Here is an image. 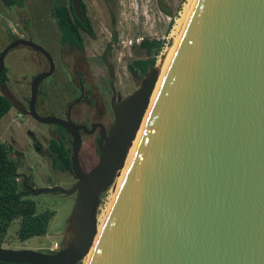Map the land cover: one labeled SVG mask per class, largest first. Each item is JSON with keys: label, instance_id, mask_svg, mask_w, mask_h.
<instances>
[{"label": "water", "instance_id": "95a60500", "mask_svg": "<svg viewBox=\"0 0 264 264\" xmlns=\"http://www.w3.org/2000/svg\"><path fill=\"white\" fill-rule=\"evenodd\" d=\"M70 1L83 21L80 0ZM19 45L49 64L31 82L28 113L73 136L76 181L29 188L30 196L74 194L72 236L50 252L0 246V261L78 264L91 250L85 264H264V0H193L96 240L99 196L124 167L158 69L113 106L98 161L84 171L74 123L35 110L38 86L54 71L50 53L17 37L0 50V72Z\"/></svg>", "mask_w": 264, "mask_h": 264}, {"label": "rangeland", "instance_id": "374dc122", "mask_svg": "<svg viewBox=\"0 0 264 264\" xmlns=\"http://www.w3.org/2000/svg\"><path fill=\"white\" fill-rule=\"evenodd\" d=\"M83 2L93 26L94 36L83 34L84 52L76 50L72 53L58 42V29L51 15L53 0H23L22 8H8L0 0V50L11 41L9 33H15L17 37L30 39L43 47L52 56L54 71L42 80L38 89V101L40 100L38 108L44 115L61 118L62 111L73 94L70 88L72 78L66 71V66H63V57L69 59L83 56L85 53L84 57L90 59L92 68L97 69V55L110 41L118 80L123 81L121 89L124 92L131 91L134 87L124 84L127 79V74H123L126 71L125 64L132 59L146 58L143 49L139 48L136 42L139 39L141 41L143 37L161 41L154 64L160 77L166 61L175 49L177 36L193 0H83ZM4 66L8 70V80L0 86V93L9 98L11 108L0 119V140L13 145L14 151L18 152L13 158L18 161V172L31 173L35 187L58 185L67 188L70 185L68 176L52 171L47 161L38 157L35 149L37 141L47 143L51 129L56 128V125L35 122L22 110L27 109L33 78L40 70L47 68L45 57L29 46L19 45L6 53ZM41 93L43 99H39ZM131 153L132 150L128 153V159ZM124 171L125 169L100 195L96 219L103 221L110 210ZM34 198L40 206H47L55 211L48 232L43 236L30 237L24 243H19L14 234L7 235L3 247L43 251L50 250L55 243L60 248L71 238L72 234L66 228L73 200L58 193L40 194ZM87 256L79 261V264H85Z\"/></svg>", "mask_w": 264, "mask_h": 264}, {"label": "flooded vegetation", "instance_id": "af4514ba", "mask_svg": "<svg viewBox=\"0 0 264 264\" xmlns=\"http://www.w3.org/2000/svg\"><path fill=\"white\" fill-rule=\"evenodd\" d=\"M82 42V48L72 46L70 44L64 45L63 48H66L67 51L72 53L76 50H79L83 53L85 49L84 38ZM111 44V41L106 43L103 50L97 55V69L92 68L90 59L84 57L85 53L83 54V56L70 57L69 59H67V57H63L62 60L63 66H66V71L70 73V77L72 78L70 88L71 92L73 91V94L67 101L62 111L61 119L72 122L75 125L76 131L80 138V144L77 152L78 162L80 164V167L84 171H88L98 161L100 155L99 145L105 143L106 138L109 136V131L115 121L113 106L119 104L122 99H124V97L131 94L136 88H138L140 86L142 78L150 69H147L146 72L142 74L141 70L139 69L130 70L128 68L129 64H132L136 59H132L130 62H127L125 64L126 71L123 72V74H127V79H125L124 84L125 86L127 84H130L134 87L131 91L127 90L124 92L122 90L123 81L121 82L120 80H118L119 77L112 57L113 53L111 50ZM48 69L49 64L47 61V68L40 70L38 73L47 71ZM38 96L39 92L37 91L35 110L39 115L46 116L42 114L38 108V103L40 101H38ZM43 97L44 96L41 93L39 99H43ZM22 110L27 117L35 122H40L34 119L28 113L29 101L27 109ZM46 124L56 125V128L51 129L50 138L48 139L47 143L43 144L37 141L35 149L38 152V157H40V159L46 160L52 171L61 175L68 176V178L70 179V185L67 188H69L76 181L75 174L71 171L70 160L72 155V132L55 123ZM73 132L76 133L75 129H73ZM6 143L8 145V150L11 157L15 158L18 152L14 151V147L10 142ZM53 146H56L57 150H53ZM61 146L63 147L62 151ZM59 151L63 153L62 155H64V152L68 151V166H54L55 159L61 157ZM18 174L24 185V190L31 195L29 188H38L35 187L33 183L32 174L24 172H18ZM49 193L57 194L58 192H44L40 194ZM40 194H38V196ZM64 196H68L72 200L74 199V194Z\"/></svg>", "mask_w": 264, "mask_h": 264}, {"label": "trees", "instance_id": "16d2710c", "mask_svg": "<svg viewBox=\"0 0 264 264\" xmlns=\"http://www.w3.org/2000/svg\"><path fill=\"white\" fill-rule=\"evenodd\" d=\"M8 8H22L23 0H1ZM84 14L81 21L73 13L70 0H53L51 15L58 29V42L61 45L83 47V34L94 36L93 26L87 14L86 5L80 0ZM10 34V40L17 36ZM138 47L143 49L146 58L136 59L129 64L130 70H141L143 74L147 69L154 66L155 56L160 50L161 41L158 39L141 38ZM8 70L3 66L0 72V86L8 80ZM11 108L9 98L0 93V119ZM54 144V143H53ZM62 147V146H61ZM53 150H57L53 146ZM63 147L61 148V151ZM61 157L55 159L54 166H68V151L61 153ZM64 157V158H63ZM18 161L13 159L6 142L0 140V246H3L7 235L14 234L19 243H24L33 236H43L48 232L50 221L55 211L50 207L40 206L34 196H30L24 190V185L17 172ZM28 183V182H27ZM50 252L49 249L43 250ZM80 263V262H79ZM78 263V264H79ZM0 264H18L0 261ZM28 264V263H22Z\"/></svg>", "mask_w": 264, "mask_h": 264}, {"label": "bare ground", "instance_id": "6f19581e", "mask_svg": "<svg viewBox=\"0 0 264 264\" xmlns=\"http://www.w3.org/2000/svg\"><path fill=\"white\" fill-rule=\"evenodd\" d=\"M175 47H176V45L174 46V48H175ZM173 52H174V51H172V54L170 55V57H169L168 60L166 61V64H165L164 68H163L162 71H161V75H160V77H158V79H157V81H156V83H155V86H154V89H153L152 94H151V96H150V101H149V103H148V107H147V109H146V112H145V114H144V116H143V119H142V122H141L140 128L138 129V132H137V134H136V137H135L134 141L132 142V146L130 147V149H129V151H128V153H129L130 150H132L131 156H130V158L128 159V155H127L126 160H125L124 167L121 169L120 174H119V177H120V175L122 174V172H123L124 169H125V171H126L128 165H129V163H130V161H131V158H132V156H133V154H134V151H135V149H136V146H137V143H138L139 137H140L141 132H142V130H143V128H144V125H145V122H146V119H147L148 113H149V111H150V108H151V106H152V103L154 102V99H155V97H156V94H157V91H158V89H159L160 83H161L162 78H163V76H164V74H165V72H166V69H167L168 65H169V62H170L171 57H172V55H173ZM125 171H124V173H125ZM123 176H124V175H123ZM119 177H118V178H119ZM115 196H116V195H115ZM111 206H112V205H111ZM110 208H111V207H110ZM108 213H109V211H108ZM108 213H107V215H108ZM107 215L104 217L103 221H101L99 218H97V228H98V232H97V234H96L95 240H96V238H97L98 233H99L100 230L102 229V226H103V224H104V221H105ZM90 253H91V250H90V252L88 253V256H87L86 259H88Z\"/></svg>", "mask_w": 264, "mask_h": 264}, {"label": "built area", "instance_id": "2783aa9c", "mask_svg": "<svg viewBox=\"0 0 264 264\" xmlns=\"http://www.w3.org/2000/svg\"><path fill=\"white\" fill-rule=\"evenodd\" d=\"M137 43L140 42V39L139 40H136ZM58 247V245L55 243L54 246L52 248H50V250H55L56 248Z\"/></svg>", "mask_w": 264, "mask_h": 264}, {"label": "clouds", "instance_id": "9594fccd", "mask_svg": "<svg viewBox=\"0 0 264 264\" xmlns=\"http://www.w3.org/2000/svg\"><path fill=\"white\" fill-rule=\"evenodd\" d=\"M56 249H58V247H57ZM56 249H55V250H56ZM55 250H53V251H55ZM50 251H52V250H50Z\"/></svg>", "mask_w": 264, "mask_h": 264}, {"label": "crops", "instance_id": "0c3cea01", "mask_svg": "<svg viewBox=\"0 0 264 264\" xmlns=\"http://www.w3.org/2000/svg\"><path fill=\"white\" fill-rule=\"evenodd\" d=\"M15 34V33H14ZM21 36V35H20Z\"/></svg>", "mask_w": 264, "mask_h": 264}]
</instances>
